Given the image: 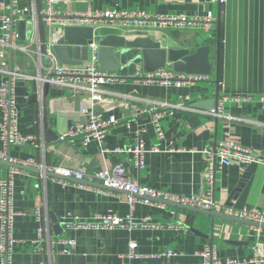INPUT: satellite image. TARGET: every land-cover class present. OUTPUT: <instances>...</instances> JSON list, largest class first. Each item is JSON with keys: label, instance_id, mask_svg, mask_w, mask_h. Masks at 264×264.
<instances>
[{"label": "crops", "instance_id": "1", "mask_svg": "<svg viewBox=\"0 0 264 264\" xmlns=\"http://www.w3.org/2000/svg\"><path fill=\"white\" fill-rule=\"evenodd\" d=\"M2 3L28 11L24 19L14 24L18 34L15 46L4 48L6 57L0 59V87L8 71L34 76L45 74L49 60L46 55H38V44L41 43L43 53L46 52L53 35V29L44 21L32 17L34 11L47 6L46 0H16L14 3L0 0V7ZM89 6L100 10L141 9L165 15L205 16L212 11L217 18L221 13V22L218 25L217 21L210 32L205 31L203 25L182 29L104 26L100 32L103 36L147 32L166 49L195 50L207 44L211 47L209 58L213 72L209 80L184 87L146 83L133 78L135 73L122 76L115 72L126 79L105 86L103 97L98 101H92L87 92L71 86L41 82L36 78L17 79L19 130L23 135H33L37 145L12 146L10 156L24 161L32 158L37 166L47 168L81 169L85 172L83 181L95 189L81 186L75 178L63 179L51 175V171L38 172L34 170L38 167L23 165L25 168L14 183L17 214L13 224L16 240L13 264H122L120 255L129 251L131 241L137 242L140 257L128 260L129 264H201L200 253L206 245H212L223 262L235 259L236 264H253L250 258L256 244L264 253V232L257 236L248 223L213 219L196 210L168 204L161 207L157 202L143 204L141 197H137L139 202L131 208L127 193L102 189V183L93 175L106 166L122 163L128 174L144 185L191 196L209 189L204 177L205 149L230 139L264 153V0H225L222 3L220 0H58L53 5L68 13L87 11ZM4 11L10 13L11 8ZM21 20H26L27 26L20 35ZM26 46L29 50L22 48ZM217 89L221 93L220 115L209 113L217 108L197 106L199 101L205 105L213 103ZM234 95L247 98L236 101L232 99ZM163 102L181 107L172 112L161 110L164 135L159 139L153 125V112L142 111L160 110ZM91 108L119 119L104 138L106 152L95 139L87 145L81 135L61 139L69 127L86 121L87 110ZM2 116L0 109V123ZM139 143L147 150L157 145L161 149L146 153L147 165L143 170L132 166L130 155L114 152ZM3 149L0 137V151ZM4 162L8 161L0 162V180L11 167ZM246 172V181L239 188ZM212 189L216 202L223 206L264 210V164L218 167ZM38 212L43 226L40 242H36ZM105 214L120 217L132 214L136 221L149 218V225L87 229L66 223L67 217L78 216L87 221ZM52 215L57 217L58 226ZM58 238L74 239L73 252L63 253L65 245L54 242ZM168 250H173L174 255H162ZM79 256L82 258L78 259Z\"/></svg>", "mask_w": 264, "mask_h": 264}, {"label": "built area", "instance_id": "2", "mask_svg": "<svg viewBox=\"0 0 264 264\" xmlns=\"http://www.w3.org/2000/svg\"><path fill=\"white\" fill-rule=\"evenodd\" d=\"M12 3L16 0H11ZM58 0H46L47 6L41 10L34 11L33 19L44 21L51 29L53 35L48 43V49L43 53L41 43L38 44V55H46L49 64L45 68V74L31 75L29 73L19 71H8V77L2 82L0 87V109L2 111V121L0 123V137L4 145V149L0 151V160L8 161L16 165H30L41 169L42 171H51L55 174H62L68 178H75L76 180H84L85 172L81 169H67L63 167L37 166L34 159L18 160L10 156L9 150L12 146H24L26 144H34L35 137L33 135H23L19 130V110L18 102L15 93L16 80L19 78H36L41 82L54 83L58 85H65L74 87L77 90H83L88 93L92 101L102 99L105 92L104 87L112 84L119 79H126L115 72L106 71L100 68L98 56V33L104 26H117L124 28H154L165 29L175 28L182 29L195 25H203L205 31L210 32L215 27L218 18L209 11L205 16H190L187 14H152L141 9H119L111 8L106 10L94 9L91 6L84 12H62L53 7ZM221 3L225 0H220ZM0 21H1V35H0V59H5V47L15 46V39L18 37L14 29V24L20 19H24L28 9H13L12 6L6 3L1 4ZM11 8V12L7 13L4 10ZM66 26L75 27H92L96 33L93 41L88 44L89 56L80 65H68L61 63L53 51L55 44L64 36V28ZM25 50L29 48L22 47ZM5 72L4 70H2ZM137 81L146 83H159L165 86H192L199 82L207 81L210 75L204 74H188L174 71L172 68L166 66L154 71H144L139 67L134 77ZM246 95H234L232 99L240 101ZM225 99H228L225 97ZM160 110L151 109L142 112H153V125L157 134V138L161 139L164 135L161 126V110L180 108L181 105L160 103ZM210 114L220 115L222 113V106H218L216 110L209 112ZM119 119L115 115L105 116L102 112L93 108L87 110V119L85 122L76 123L69 127L61 135V139L75 136H83L84 145H87L91 139H95L103 148L104 138L107 131ZM160 147L153 146L151 150H147L143 144L139 143L134 147L118 148L114 152L120 154H127L131 157L132 166L138 170L146 168L145 156L148 151L158 152ZM174 150V149H173ZM178 151V150H175ZM207 166L205 169V181L209 185V189L202 194H194L191 196H182L171 193L169 191L154 189L147 185L140 183L137 179L128 174V169L122 163L106 166L101 171L95 172L93 177L102 183L105 187H112L127 193L128 202L131 208L138 203L137 197L143 204H152L157 202L161 207H166V203L159 202V200L178 203L181 205H189L205 210H215L220 213H226L230 216L239 217L252 222H256L257 226H252L257 236L264 232V210L258 208H234L226 207L216 202L212 186L216 170L229 166L231 164H239L248 167L253 164H264V153H258L251 147H246L234 140H222L213 148L205 149L204 151ZM22 173V169L11 166L8 174L0 180V261L1 264H13V246L16 242L13 236L14 218L17 214L14 208V183L15 177ZM85 186L86 184H80ZM88 188H93L92 185H86ZM101 191V190H99ZM66 223L68 226H76L80 228H107L112 229L116 227L129 226L145 227L149 222V218H144L141 221H136L132 214L127 217H120L113 214L97 215L92 220L82 221L78 216L67 217ZM36 221L38 223L37 233L40 242L43 235V226L41 224L40 213H36ZM55 243H62L65 245L63 253L70 254L73 252L76 241L72 238H58ZM137 242L131 241L129 243V251L120 255L122 264H129L128 260L134 257H140L137 253ZM253 255L250 262L253 264H264V253L259 244L253 247ZM201 264H236L235 259H229L223 262L217 256L216 249L212 245H206L201 251ZM165 256L174 255L173 250H168L162 253Z\"/></svg>", "mask_w": 264, "mask_h": 264}, {"label": "water", "instance_id": "3", "mask_svg": "<svg viewBox=\"0 0 264 264\" xmlns=\"http://www.w3.org/2000/svg\"><path fill=\"white\" fill-rule=\"evenodd\" d=\"M220 22L221 13L218 15V25ZM19 26L21 29V35L23 34V28L27 26V21L21 20ZM94 35H96V33L92 27L66 26L64 28V36L57 44L54 45L53 51L61 63L68 65H80L87 60L89 56L88 44L93 41ZM97 41L100 68L106 71L119 72L122 76H126L128 73L136 74L139 67H142L146 71H154L159 68L166 67L168 64L172 65V69L174 71L180 73L211 75L213 72V66L209 58L211 47L207 44H203L195 50L184 47L166 49L162 47L161 42L154 41L150 38L147 32L131 31L125 32L123 35L109 34L103 36L101 33H98ZM220 98L221 93L219 89H217V92L213 96V103L205 105L199 101L197 106H206L207 108L216 109ZM0 162L3 163L1 160ZM4 163L20 169L25 168L23 165H16L8 162ZM34 170L43 172L38 168ZM50 174L63 179H68L64 175L60 176L55 173ZM247 175L248 172L243 175L238 185L239 188L244 185ZM76 182L86 184L83 180H76ZM101 188L107 191L122 192L121 190L112 187L101 186ZM159 202H164L171 206L196 210L210 215L213 219L219 217L229 221L236 220L245 222L251 226L258 225L256 222L230 216L226 213H220L215 210H205L194 206L181 205L169 201L166 202L164 200H159ZM52 220L57 226L59 225L58 219L55 215H52ZM81 258L82 256L78 257V259Z\"/></svg>", "mask_w": 264, "mask_h": 264}]
</instances>
